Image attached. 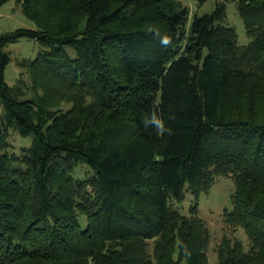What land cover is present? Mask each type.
<instances>
[{
	"label": "trees",
	"instance_id": "16d2710c",
	"mask_svg": "<svg viewBox=\"0 0 264 264\" xmlns=\"http://www.w3.org/2000/svg\"><path fill=\"white\" fill-rule=\"evenodd\" d=\"M16 2L36 29L0 35V264H210L198 203L172 202L221 177L226 228L250 247L225 236L218 262L264 264V0L192 20L177 0ZM23 38L43 49L20 63L30 84L9 86L6 48ZM153 110L170 134L145 127ZM11 130L31 145L8 151Z\"/></svg>",
	"mask_w": 264,
	"mask_h": 264
},
{
	"label": "rangeland",
	"instance_id": "374dc122",
	"mask_svg": "<svg viewBox=\"0 0 264 264\" xmlns=\"http://www.w3.org/2000/svg\"><path fill=\"white\" fill-rule=\"evenodd\" d=\"M181 2L190 12V19L195 15L204 16L211 14L215 8V0H207L203 5H199L196 0H177ZM226 25L236 29L238 34V43L240 46H247L251 39L247 35L244 20L241 18L235 3L227 4ZM36 29L33 21L28 19L23 12L22 6L11 0L0 7V35L10 33L17 29ZM43 47L36 41L23 38L19 42L10 44L6 48V52L10 55L11 62L6 68L5 77L9 86H15L20 78H23L27 84H30V77L25 69L20 67V63L25 60H33ZM72 55L73 52L69 49ZM72 106L69 102H64L63 109ZM10 147L8 151L20 153L25 147H29L32 143L31 138H23L14 130L10 131L9 136ZM87 165L78 167L73 173L74 178L83 179L87 175ZM235 192V185L231 178H217L215 184L208 193H202L197 201L191 194H186V199L182 203L172 202V206L179 210L183 215H189V211L195 203H198L199 216L205 221L210 230L211 240L208 248L210 264H219L217 249L225 236L239 239L244 245L245 251L250 247L249 240L242 228L236 231L227 230L225 225V211L233 210L232 195ZM83 227L86 224V217H81Z\"/></svg>",
	"mask_w": 264,
	"mask_h": 264
},
{
	"label": "clouds",
	"instance_id": "9594fccd",
	"mask_svg": "<svg viewBox=\"0 0 264 264\" xmlns=\"http://www.w3.org/2000/svg\"><path fill=\"white\" fill-rule=\"evenodd\" d=\"M162 43L167 45L169 41L165 38L162 40ZM145 127L151 126L154 128L157 135H164L165 133L171 132L170 128H168L165 124V121L162 119L160 115L157 114V111L153 110L148 119L143 121Z\"/></svg>",
	"mask_w": 264,
	"mask_h": 264
}]
</instances>
